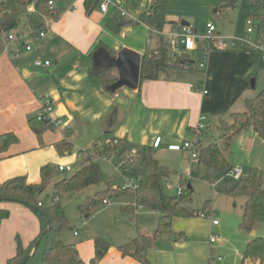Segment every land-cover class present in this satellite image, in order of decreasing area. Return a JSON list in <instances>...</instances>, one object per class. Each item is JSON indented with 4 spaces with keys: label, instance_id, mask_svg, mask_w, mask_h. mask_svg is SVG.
<instances>
[{
    "label": "crops",
    "instance_id": "crops-1",
    "mask_svg": "<svg viewBox=\"0 0 264 264\" xmlns=\"http://www.w3.org/2000/svg\"><path fill=\"white\" fill-rule=\"evenodd\" d=\"M55 1L58 6L71 2L76 7L68 6L62 11L59 18L48 28L45 38L31 40L34 46L32 51L24 52L17 59L0 51V134L14 132L19 137V142L11 145L0 156V182L25 176L27 183H38L39 168L42 165L63 162L73 151L80 152L83 146H91L112 136L126 138L131 144L152 146L155 138L161 135L164 140L156 148V152L160 149L187 152L188 158L192 160L191 151L170 150L168 144L197 139L199 146L208 145L201 138L206 125L214 128L220 120L240 110L245 105L246 98L255 96L263 89L264 66L259 72L255 70L256 54L253 50L241 45H228L210 50L205 70L171 63L168 60L171 54L166 53V65L160 69L157 78L144 80L137 90L123 87L114 93L110 92L103 80L92 74L93 53L100 44L113 49V56H117L123 47L150 56L155 53L159 55L158 49L161 46L168 52L164 38L157 32H151L148 26L139 21L149 0L125 1L126 15L118 16L122 24H132L123 25L119 33H115L107 25L109 18L118 14L113 10L104 14L99 9L96 10V7L92 12H87L84 0ZM129 14L135 18L127 17ZM180 20L182 19L173 20L174 23L170 21V25H176ZM190 26L193 28L191 23ZM194 29L198 30L196 27ZM202 43L199 42V49L195 51L198 55H201ZM38 57L50 59L52 64L38 67L35 65ZM114 73L118 75L116 69ZM45 97L52 99V116L55 120L60 119L62 124L53 123L52 127L41 124L42 131L39 132V123L35 118ZM113 110L115 116L111 123ZM203 116L206 118L201 120ZM117 121L120 122L116 125ZM200 122L205 127L196 133L195 129ZM248 139V142H252L254 138ZM210 142L209 140V144ZM81 154L82 152L79 156ZM187 170L188 167L181 174L177 172L176 185L171 183V176L168 177L167 189L178 190L182 178L184 184L187 183L192 189L190 177L185 174ZM240 198L243 215L245 198ZM232 199L233 197H228L229 202ZM133 201L125 203L121 212L125 216H131L130 219L135 218L136 228L128 234L119 232L118 245L131 238H140L148 244L147 257L151 264H196V260L204 262L213 252L212 246L221 240L217 234L215 242L212 243L209 238V250L202 247V224L209 223L212 232L221 225L220 220L216 225L208 217L211 221L199 220L198 225L196 221L183 222L182 217H174L171 232L160 225L162 214L159 211L139 207L133 215L127 214L123 207ZM0 210L9 211V217L11 211H18L20 218L12 228H8L10 222L6 219L9 217L3 219L4 222L0 220V264H6L7 259L16 253L17 241L12 239L13 232H21L23 243L28 245L39 233L40 224L37 216L19 205L0 201ZM212 211L214 218L219 219L215 209ZM6 229L8 233L4 235ZM176 230L184 233L187 239L172 240L175 235L179 237V233L175 234ZM204 231L206 233L207 229ZM165 240L168 241L164 242ZM84 244L77 245V248L81 258L89 262L95 254V247L93 245L94 251H88L90 257L83 256L84 259ZM158 244L170 245L173 251L161 249ZM106 255L100 264H105L110 257ZM114 255L116 257L112 264H141L132 256H124L120 250H114Z\"/></svg>",
    "mask_w": 264,
    "mask_h": 264
},
{
    "label": "trees",
    "instance_id": "trees-1",
    "mask_svg": "<svg viewBox=\"0 0 264 264\" xmlns=\"http://www.w3.org/2000/svg\"><path fill=\"white\" fill-rule=\"evenodd\" d=\"M34 0H8L4 5L6 11L0 31H10L21 24V9ZM39 12L48 14L46 3L48 0H35ZM96 0H84L86 11H90ZM168 2L169 0H149L146 10L140 15L139 21L149 27L152 32H161L168 23ZM252 10L248 16L254 23L257 21L260 26L264 25V13L258 11L264 5V0H251ZM119 14L109 18L107 25L115 33H119L123 24L120 22ZM28 19L34 27H39L36 16L28 14ZM105 48L115 55V51L105 44ZM3 51L0 38V51ZM160 54L152 56L145 53L141 65V83L147 79L158 77L160 69L166 65V51L158 49ZM94 76L100 77L106 85L115 82L118 76L114 69H92ZM141 83L139 89L141 87ZM232 124L226 120H220L222 127L221 142H213L208 145H200L197 142L198 161L206 166L226 169L230 165L229 155L235 137L244 130H252L260 139L264 140V88L255 96L245 99V110L231 113ZM37 117V116H36ZM36 122L37 119L35 118ZM39 123L45 127H52V124ZM42 127V128H45ZM40 134V133H39ZM19 137L14 132L0 134V156L3 155L11 145L18 143ZM118 148L124 149V159L133 167L130 181L136 187L133 189L112 188L96 192L93 196L79 205V209L90 214L93 208L103 204L105 199H111L113 195L120 197L131 196L134 201L123 207L124 211L133 215L136 208L144 207L159 211L160 225L172 232L171 224L174 217H206L214 213L207 206L204 209L196 210L191 206L181 204L176 196L166 194V180L172 174L166 166L162 165L155 156L156 148L152 145L144 146V157L126 147L123 138L112 136L110 139L101 141L95 147V155L111 157ZM61 172L58 166L52 164L43 165L40 169L41 180L38 183H27L20 177L9 178L0 182V201H16L29 206L37 215L40 230L39 233L28 245H25L19 235L16 237V253L7 259L6 264H26L38 253L41 240H44V247L41 251L40 264H100L101 259L107 254L111 245L108 240L96 237L94 242L95 254L89 262L84 261L76 246L66 243L61 233L71 227V220L60 202H52L47 205L39 199V196L47 189L51 180ZM103 179L99 162L92 156L85 158L80 169H77L68 177L57 179L54 183L56 192L76 191L87 186L96 184ZM182 185L184 178L181 179ZM231 196L245 198L243 215L240 227L248 232L256 229L260 222H264V175L257 167H252L250 172L239 179L236 184L227 191ZM42 203L41 205L39 203ZM9 211L0 210V220L9 217ZM170 232V233H171ZM178 240L187 239L184 233H179ZM37 245L36 250L35 246ZM148 244L140 238H133L119 245L123 255L134 257L141 264H151L147 257ZM34 252V253H33ZM241 264H264V236H255L248 241L247 248Z\"/></svg>",
    "mask_w": 264,
    "mask_h": 264
},
{
    "label": "rangeland",
    "instance_id": "rangeland-1",
    "mask_svg": "<svg viewBox=\"0 0 264 264\" xmlns=\"http://www.w3.org/2000/svg\"><path fill=\"white\" fill-rule=\"evenodd\" d=\"M226 3L227 0H169L167 16L168 23L165 25L163 31L168 34L172 30L173 26L170 25V21L187 19V21H190L192 24L193 29L194 27L198 29L197 35L199 37H204L207 35V23L208 21H211V23L217 27V31L215 32L216 35L226 39L228 44H231L232 39H237L238 42L236 44L239 45V39H242L247 35V19L252 10L251 0H237L234 6L224 7ZM98 9L99 8H96V10ZM258 11L264 13V5ZM24 12L25 9L22 8L21 13L24 14ZM127 17L132 19L135 18V16L131 14ZM20 26L18 29H20ZM252 29L253 32L250 34L249 43L258 45L264 42V25L260 26V23L257 21L252 26ZM250 44H246V47L251 48ZM168 48L173 49L170 44ZM253 52L256 54L257 66L255 70L257 69L256 71L259 72L264 66V50L257 49ZM190 55L191 59L195 61L201 60L200 57L202 54L198 55L197 52L194 51L191 52ZM261 84L262 82L258 89H260ZM261 88H264V86ZM244 110L245 105L241 106L238 111ZM113 113L114 110L112 114ZM224 120H226L228 124H232L233 117L230 114L226 116ZM119 122L120 121H117L116 125ZM214 128H216L218 132ZM214 128L206 125L202 130L201 138L204 143L209 144V140L211 141L210 143L221 142L223 131L220 123L218 122ZM252 134H254L252 130H244L235 137L231 147L232 153L229 155L230 165L226 169H217L206 166L198 161V158L191 160L188 158L189 153L187 152L177 153L163 149L155 152V156L159 159V162L172 171V174L170 175L172 184L176 185L177 172L181 174L186 167H188L191 172L190 183L192 189L186 184L183 188V195L180 197L177 196L176 188L168 190L166 184V194L178 197L181 204L191 206L196 210L204 209L206 206L211 210L215 209L217 217L221 222V225L212 231L213 235H219L221 242L219 241L212 246L213 252L210 253L211 256L209 255V258L206 257L204 262L196 260L194 261L196 264H241L249 239L255 236H264V222L257 224V232L254 235H251V232L240 227L242 221V198H240L241 196L235 197L227 193V191L237 182V179L231 175V170L235 168H241L244 176H246L252 167H257L264 175V141L260 140L257 135ZM248 137L254 138L253 141L248 142ZM123 139L126 142V147L137 153H141L142 158L144 157L145 145L131 144L128 139ZM97 144H99V142H95L91 146H83L82 150H80V152H82L81 156H79V150H75L68 156V159H64L63 162L49 163L56 166L71 165L73 170L59 172V174L51 180L47 189L39 196V199L44 205L52 202L61 203L63 209L67 212L71 220V227L63 231L61 237L66 243H70L76 247L81 243H85L83 245V252L86 254L82 255V257H90L88 251H94L93 245L96 237H102L108 240L111 247L106 256L108 257V255H110V257L105 261V264H112L116 257L114 255V250H119L118 244L120 242V236L118 233L124 232L125 234H128L133 232V228H136L137 224L135 218L132 217V219H130L131 216H125L121 212V207L124 206L125 203L134 199L131 196L123 195L118 197L114 194L111 198L110 204H101L100 206L93 208L89 215L82 212L79 209V205L84 202L87 197L93 196L98 191L107 189L109 185L114 189H118L120 186L122 189H134V187L129 188L125 186V182H130L133 167L124 159L123 148H118L111 157H106L104 155H95V147ZM88 156L94 157L99 162L103 179L96 184L80 190L56 192L54 189L55 181L63 177H68L74 173V171L80 169L85 158ZM41 167L39 168L37 182H40ZM17 177H20L25 181L27 180L25 176ZM230 196L233 197L231 202L228 200V197L230 198ZM5 202L12 205H19V207H23L37 216L35 212L24 203L16 201ZM181 219L183 222L196 221L198 225H200L199 220H204V222L205 220L211 221L210 218L203 219L201 216L182 217ZM6 220L10 222L8 228L14 227L20 221L18 211H15V213L11 211L10 217ZM4 221L5 220H3V222ZM204 229H207L206 233ZM75 231L77 234L74 233ZM212 232L209 229V223L202 224V247L207 250L210 249L209 245L211 244L209 243V238L212 235ZM7 233L8 229L4 230V235H7ZM178 233H180V231L176 230L175 234ZM17 234H20L19 236L24 241L23 235L18 230L13 232V241L16 242ZM171 239L175 240L177 239V236L175 235V238L172 237ZM166 241L168 240H165L164 242ZM43 247L44 240L42 239L38 248V253L26 264H40ZM158 247L173 251V247L170 245L161 246L158 244ZM219 257H221V259H218ZM199 259L201 260V258Z\"/></svg>",
    "mask_w": 264,
    "mask_h": 264
},
{
    "label": "built area",
    "instance_id": "built-area-1",
    "mask_svg": "<svg viewBox=\"0 0 264 264\" xmlns=\"http://www.w3.org/2000/svg\"><path fill=\"white\" fill-rule=\"evenodd\" d=\"M126 0H99L96 7L99 8V10L106 14L109 13L111 10H113L116 13L125 15L126 9L124 7V3ZM8 0H0V26L3 22V16L6 11L4 5ZM67 5L62 4L60 6L57 5L55 0H48L46 3V7L48 9V14H44L42 12H39L36 6V1H31L25 6V12L20 16L21 20V26L16 27L14 29H11L10 31L1 32L0 31V38L2 42V48L3 53L7 54L9 57L13 59L19 58L24 52H30L33 50V44L31 40L34 39H40L45 38L48 33V28L54 23L60 16L61 12L69 7H76L75 3H71ZM28 14L35 15L38 19L37 23L40 25L39 27H34L30 20L28 19ZM247 35L244 36L242 39H239V45L246 47V44H250V34L253 32L252 26L254 25V22L251 18L247 19ZM217 27L213 23L207 24V35L204 37H199L197 35V31L193 29L190 25H182L180 22L176 25H173L172 30L166 34L164 31L157 32L159 33L163 38L165 43L169 46V44L172 46L173 49L168 48L167 54H171V57L168 58V60L171 63L178 64V65H188L192 67H197L199 70H205L207 67V61L209 57V52L213 47L222 46L226 47L228 45H237L238 42L237 39H232L231 44H228L227 40L222 38L221 36L216 35ZM203 42L201 46V60L200 61H194L191 59V52L197 51L199 49V42ZM251 50L255 51L257 49L264 50V42L260 44H250ZM249 48V47H248ZM187 53L188 57H183L182 54ZM174 61H173V60ZM52 64V61L50 59H44L41 57H38L35 61V65L38 67L43 66H50ZM205 92H207L205 90ZM54 112V103L50 97H45L42 99L41 109L37 114V121L41 123H48V124H62V121L55 120L52 116V113ZM206 117H201V120H204ZM205 127V124L200 122L195 132L199 133L201 130ZM163 136L159 135L155 138L153 141V146L155 148H158L163 143ZM197 142L198 140H183L181 142H174L169 143L168 148L170 150H176V151H191L192 159L198 158V149H197ZM58 169L60 171H72L73 167L71 165H59ZM187 177H190L191 172L190 170H187L185 172ZM231 175L234 176L236 179H239L244 176L243 170L241 168H235L231 170ZM127 187H136L133 181L125 182ZM181 184V187L177 190V196L183 195V187L186 185ZM111 199H105L103 201V204H110ZM42 204L41 202L39 203ZM202 217H206L204 214L201 215ZM215 214L212 213V215L208 216L212 218L213 224H219V219L214 218ZM206 217V218H208ZM77 234V232H76ZM217 235H211L210 241L213 243L217 240ZM218 259H221L219 257Z\"/></svg>",
    "mask_w": 264,
    "mask_h": 264
},
{
    "label": "water",
    "instance_id": "water-1",
    "mask_svg": "<svg viewBox=\"0 0 264 264\" xmlns=\"http://www.w3.org/2000/svg\"><path fill=\"white\" fill-rule=\"evenodd\" d=\"M96 0L94 6L90 10L92 12L98 3ZM237 0H228L224 7L234 6ZM171 23H174L173 21ZM182 25H190L187 20H180ZM132 22H125L123 25H131ZM183 57H188L187 53L182 54ZM143 55L131 48L123 47L117 54L113 56L104 46L98 47L93 53V67L94 69H116L118 71V78L115 82L107 85V90L116 92L123 87H128L132 90H137L141 83V65ZM115 114L112 115L111 123L114 121ZM252 235L255 231H251ZM37 245L35 246L36 250ZM34 253V252H33Z\"/></svg>",
    "mask_w": 264,
    "mask_h": 264
},
{
    "label": "bare ground",
    "instance_id": "bare-ground-1",
    "mask_svg": "<svg viewBox=\"0 0 264 264\" xmlns=\"http://www.w3.org/2000/svg\"><path fill=\"white\" fill-rule=\"evenodd\" d=\"M119 14V13H118ZM122 15V14H121ZM126 15V14H125ZM124 16V15H123Z\"/></svg>",
    "mask_w": 264,
    "mask_h": 264
}]
</instances>
